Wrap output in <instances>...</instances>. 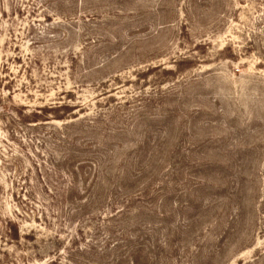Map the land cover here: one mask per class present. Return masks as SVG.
<instances>
[{
  "label": "rangeland",
  "instance_id": "obj_1",
  "mask_svg": "<svg viewBox=\"0 0 264 264\" xmlns=\"http://www.w3.org/2000/svg\"><path fill=\"white\" fill-rule=\"evenodd\" d=\"M0 264H264V0H0Z\"/></svg>",
  "mask_w": 264,
  "mask_h": 264
},
{
  "label": "trees",
  "instance_id": "obj_2",
  "mask_svg": "<svg viewBox=\"0 0 264 264\" xmlns=\"http://www.w3.org/2000/svg\"><path fill=\"white\" fill-rule=\"evenodd\" d=\"M62 110L63 111L65 110V113H63V115H61V113H60V111H62ZM69 111H70V108L68 106H63V105L50 107V108L44 107V108L40 109L39 113H34L33 117H34V120H38V118H48V113L54 112L53 117L55 119L63 120V119H65L66 112H69Z\"/></svg>",
  "mask_w": 264,
  "mask_h": 264
}]
</instances>
